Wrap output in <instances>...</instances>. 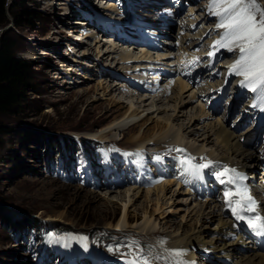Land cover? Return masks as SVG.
<instances>
[{
    "label": "rangeland",
    "instance_id": "rangeland-1",
    "mask_svg": "<svg viewBox=\"0 0 264 264\" xmlns=\"http://www.w3.org/2000/svg\"><path fill=\"white\" fill-rule=\"evenodd\" d=\"M182 1L191 3L193 12L201 2L205 3V0ZM87 3L102 7L108 17L116 16L117 3L113 0H5L8 21L0 27V39L8 35L16 54L30 59L34 65L30 69L32 90L15 112L0 114V125L8 130L0 143V210L13 218L20 215L24 216L23 220L28 219L19 225L25 232L14 237L17 234L14 223L5 221L6 214L0 216V264H68L66 258L71 251L81 257L78 262L75 260L76 264H83L81 259L95 264L106 258L115 264L121 261L127 264L128 258L138 262L146 259L148 264H173L178 259L183 262L186 258L173 243L200 225L206 227L208 238L213 237L217 222L210 219L209 208L215 204L193 200L186 191L180 190L178 180L170 184H167L170 180H164L152 188L125 182L121 186L105 187L100 186L101 181L95 186L90 175L98 174L96 164L105 166L110 160L116 164L121 161L118 159L127 157L137 165L138 157H131L156 149V144H160L157 149L168 146L169 137L181 124L185 128L189 125L194 132L199 130L195 135L188 134L190 128L183 131L191 150L197 151L193 146L202 142L198 136L206 135L204 132L209 127H203L204 123L197 119L189 123L194 113L191 106L182 115L174 111L167 97L144 99L138 92L124 90L122 82L109 75H130L140 72L139 66L132 69L123 62L124 48L118 42L105 39L113 37L127 42L123 37L109 33L101 37L86 23L83 16L91 13L85 7ZM259 3L264 5V0ZM139 7L137 17L133 21L126 19L125 24L136 25L138 20L144 25L146 14L150 15L146 8L151 6ZM201 10L205 12L207 8L198 9L200 13ZM141 16L143 19H138ZM207 16L215 17L209 12ZM165 17L167 14L161 18ZM141 25L132 27L139 35ZM127 47L143 58L139 57L137 48ZM129 84L136 86L132 81ZM155 102L160 107L157 111ZM130 109L141 112L138 124L142 130L149 129L158 137L162 129L161 138L168 135L165 142L152 143L153 139L139 147L134 142L138 131L106 130L114 120L129 114ZM175 113L180 116L175 118ZM218 116L209 121H216ZM194 122L200 129L195 130ZM104 132L106 136L102 137L100 133ZM46 135L55 136L49 151L45 146ZM61 137H70L76 144L63 147L59 145ZM58 147H63L66 154ZM215 147L214 142H209L207 149ZM84 157L89 165L82 163ZM169 166L172 172L179 171L177 163L169 162ZM125 169L122 168L124 173ZM111 172L121 173L118 168ZM124 209L130 217L123 221ZM53 210L67 211L74 223L54 220ZM104 215L108 219L99 223L98 219ZM47 235L51 245L46 249L41 242ZM82 240L92 248L90 252L78 246L77 242L82 246ZM195 251L188 260L198 257Z\"/></svg>",
    "mask_w": 264,
    "mask_h": 264
},
{
    "label": "bare ground",
    "instance_id": "bare-ground-1",
    "mask_svg": "<svg viewBox=\"0 0 264 264\" xmlns=\"http://www.w3.org/2000/svg\"><path fill=\"white\" fill-rule=\"evenodd\" d=\"M192 1L194 2L195 0H192ZM146 9H148V12H150L149 14L153 13L154 9H152V7L146 8ZM167 12H169L168 15H171V17H173L172 11H167ZM146 15L148 17L150 16L148 14H146ZM138 19H143V16H141ZM135 22L136 23L138 22V24H136V25L143 24V22L139 23L140 21H138V20H136ZM144 25H145V23H144ZM149 25H152V24H149ZM153 25H159V24H153ZM140 31H141V29H140ZM159 33H161V32L157 31L156 39L158 38ZM143 39H144V37H143ZM158 40H160V39H158ZM134 44H138V42H134ZM125 47L126 48L122 49L124 52L121 55L122 59L124 60L123 62H130V61H133V60L138 58V56L135 55L134 52L131 50L130 46H129L130 48H128L127 46H125ZM146 56H147V54L142 53L139 57L145 58ZM138 59H140V58H138ZM144 69H146V67L139 66V68L137 70L141 71ZM148 70L155 71L154 69H150V68H148ZM173 75H177V73H174ZM211 85L216 86V84H214V83H212ZM135 87H137V85ZM175 90H176V92H174ZM175 90L172 91V93L170 94L169 97H167L169 99V101H172L174 111H176L178 113L181 112V114L184 115V114H186L185 109L187 107L191 106V110H193L194 113L191 115V119H190L189 123L192 122V119H197L196 121H198V122L200 121V123H204L203 127L204 126L209 127L208 130L206 132H204L206 135H199L198 136V137H201L200 139H202V142L195 145V147L193 146L194 149H196L198 152L207 151V153H209L213 157H216V158H219L222 160H226V161H230L232 165H242V166L255 168V169L259 168V164L256 162L254 152L251 151V149L249 147H246L243 144V141L240 139L241 133L237 134L234 129L224 127L225 123L223 122V119L220 116H218V119H216V121H212V122L209 121V118L212 117V112L209 109V108H212L211 106H209V108H206L204 103L203 104L199 103L198 105L192 104V100L196 98L197 93L204 92L205 91L204 89H200V90L195 91L194 89L189 87V84L180 80V81H178V85L175 88ZM187 92H188V94L185 95V93H187ZM155 106H156L155 111L160 109V107H158L159 105L157 106L156 102H155ZM207 107H208V105H207ZM215 112L216 111H214V113ZM178 113H175L176 114L175 118H178L180 116V115H178ZM139 117H141V112H137L136 110H131L129 112V114H127V115H125V116H123L117 120H114L110 125H108L106 130H109V131L110 130H120L122 128L124 130L127 128L128 131H138V134H136V136H134V138H135L134 142L139 147H143L147 142L149 143V141H153V139H154V141L152 143L165 142L164 139L168 135H165V137L161 138V135L163 134L162 129H161L162 134L160 133L158 137H155L156 134L153 135L149 129L148 130H142L140 128L141 124H138ZM188 126L189 125H186V128H185L181 124V126L178 128V130L176 132H174L169 137L168 142H170V144L168 146L185 145V147L186 146L189 147L190 145L187 142V140H185V136L183 134L184 130H187L190 128V126L189 127ZM192 126H195V130L200 129V128H198L199 125L197 124V122H196V124L194 122V124ZM197 131H199V130H196V132H194V130H192L190 128L188 130V134L195 135L197 133ZM86 133H90V132H86ZM100 134L102 137L106 136L105 132L100 133ZM249 134L250 133H248L247 136H245V137H248ZM212 135L215 137H212ZM89 136L96 137L95 134H89ZM203 136H205V137H203ZM68 138H70V137H68ZM192 138H193V136H192ZM192 138H190V139H192ZM92 139H94V138H92ZM197 139L199 140V138H197ZM209 142L210 143L214 142V145H216V147L207 149ZM206 143H208V144H206ZM73 144L75 145L76 143H72V145ZM156 145L158 146L160 144H156ZM157 146H156V149H157ZM190 147H189V150L192 149ZM159 149H161V148H159ZM192 152H194V151H192ZM64 153L66 154V151H64ZM46 154H48V153H46ZM170 183H172L171 180L167 181V184H170ZM149 192H150V190H149ZM206 208L208 209V205L206 206ZM209 209H210L209 214H211L210 219L212 221L217 222L213 237L208 238L207 232L205 230L206 227L204 228L203 225H200L198 227L197 226L194 227L190 233L179 236L178 239L173 243L182 252V254L186 258V260L189 257L193 256L194 251L196 249L199 250L202 248H209V249L213 250L214 255L217 257L229 255V256L235 258L237 261H240L244 264H264V252L254 251L251 249H246L245 251H240V248L242 246L238 240H226V239H224L223 235L229 229L230 223H229L228 219H226L224 217V214L221 213L220 211H217L215 209V207L214 208L212 207ZM52 213H53V218H55L54 220L69 222L71 224L74 223V221L71 219V217L67 211L57 212V211L53 210ZM129 217H130V214H128V212H126V210L124 209L121 220H123V221L128 220ZM107 219H108V215L100 216V218L98 219V222L102 223V222H105ZM122 222H121V224H122ZM214 236H217V237H214ZM81 242H82L81 245L85 246L84 240H82ZM42 243H43V241L41 242V244ZM192 248L194 251L191 250ZM178 260L176 261V263H179Z\"/></svg>",
    "mask_w": 264,
    "mask_h": 264
},
{
    "label": "snow or ice",
    "instance_id": "snow-or-ice-1",
    "mask_svg": "<svg viewBox=\"0 0 264 264\" xmlns=\"http://www.w3.org/2000/svg\"><path fill=\"white\" fill-rule=\"evenodd\" d=\"M208 11L218 18L216 27L223 30L221 38L214 42L213 47L238 53V58L231 65L230 73L243 78L242 87L257 93L258 105L254 107L264 105V5H261L259 0H211ZM214 54L210 52L209 56ZM181 163L187 164L185 169L187 172L199 176L202 169L209 167L211 162L203 165L192 164L190 160ZM220 177H226L220 179L222 184L237 185L234 193L226 191L224 194L233 215L239 220L246 221L248 227L258 235H264V216L258 212L257 201L246 186L238 184V181L245 177L226 166L223 172L217 173V178ZM233 196L238 198L233 200ZM243 213L255 215L245 216ZM129 264L139 262L132 260ZM142 264H148V261L145 259Z\"/></svg>",
    "mask_w": 264,
    "mask_h": 264
},
{
    "label": "trees",
    "instance_id": "trees-1",
    "mask_svg": "<svg viewBox=\"0 0 264 264\" xmlns=\"http://www.w3.org/2000/svg\"><path fill=\"white\" fill-rule=\"evenodd\" d=\"M7 21L5 0H0V27L6 25ZM33 65L34 64L30 59L16 54L13 49V40L8 35H2L0 39V114L15 112L24 101L27 92L32 90L30 84V69ZM7 133L8 130L6 126L0 125V143L2 137ZM37 138H39V136H36V140ZM54 138V135L45 136V142L47 144H44L48 151L49 148H51L52 141L55 140ZM39 139L40 140L38 141L42 142V139ZM60 139L62 143H59V145H63V147L75 143L74 140L68 137H61ZM63 147H58L59 151H62ZM5 214L7 215L5 221L9 224L10 222L14 223L13 229H15L17 233L14 237H17L19 232H23V229L20 228L19 225L24 224L28 219L23 220L24 216L20 217V215L17 218H13L4 211L0 210V216L3 217Z\"/></svg>",
    "mask_w": 264,
    "mask_h": 264
}]
</instances>
